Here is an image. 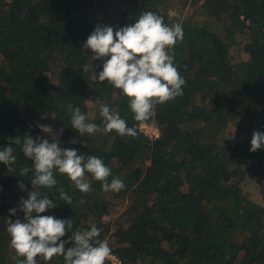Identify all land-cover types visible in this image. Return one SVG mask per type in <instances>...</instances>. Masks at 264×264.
<instances>
[{
  "label": "trees",
  "instance_id": "obj_1",
  "mask_svg": "<svg viewBox=\"0 0 264 264\" xmlns=\"http://www.w3.org/2000/svg\"><path fill=\"white\" fill-rule=\"evenodd\" d=\"M145 11L184 33L172 51L186 84L146 121L157 136L140 128L120 90L96 78L103 60L83 48L96 25L115 30ZM100 103L137 137L72 128L69 104L103 127ZM38 124L50 125L61 146L101 158L126 185L104 191L88 174L85 194L57 172L56 187L73 203L40 189L57 204L42 215L73 220L65 239L95 224L117 264H264V146L250 151L253 132H264V0H0V150L9 137L52 140ZM11 146L12 170L0 162V264H16L6 220L23 217L27 191L18 182L31 190L34 176L20 175L32 161Z\"/></svg>",
  "mask_w": 264,
  "mask_h": 264
},
{
  "label": "clouds",
  "instance_id": "obj_2",
  "mask_svg": "<svg viewBox=\"0 0 264 264\" xmlns=\"http://www.w3.org/2000/svg\"><path fill=\"white\" fill-rule=\"evenodd\" d=\"M183 28L179 23L168 24L164 18L152 11L142 12L132 24L114 30L112 26L96 25L83 48L93 53L92 60H103L102 70L96 78L120 90L128 98V108L137 122L151 120L156 114V106L165 104L183 95L186 80L181 76L172 51L183 40ZM71 112V126L81 135L96 132L115 131L121 136L136 138L135 127H129L115 108L100 103L99 115L103 127L89 121V117L79 107L68 105ZM42 118H46L43 116ZM40 130L51 134L52 140L25 135L9 137V146L0 150V162L12 170L17 161L14 148L22 145L23 155L32 161V168L23 167L20 175L26 176L34 170L31 190L22 182L19 187L27 191L21 198L19 210L22 218L6 220L10 235V247L15 252L16 264H38V260L51 261L63 257L64 264H107L112 249L107 240L99 239L101 229L93 224L90 228L73 229L72 219H61L53 215H42L57 206L48 194L40 189H56L57 199L71 205L73 197L63 187L57 188L56 173L66 175L81 193L91 192V177L101 182L104 191L119 192L126 185L111 168L96 155L80 154L77 149L61 146L57 135H53L50 125L38 124ZM60 128L58 133L63 134ZM70 143H77L72 139ZM87 146V145H86ZM264 146V132L254 131L250 151L255 152ZM111 180H109V178ZM80 204L85 200L81 198ZM16 215L17 208L9 209Z\"/></svg>",
  "mask_w": 264,
  "mask_h": 264
},
{
  "label": "built area",
  "instance_id": "obj_3",
  "mask_svg": "<svg viewBox=\"0 0 264 264\" xmlns=\"http://www.w3.org/2000/svg\"><path fill=\"white\" fill-rule=\"evenodd\" d=\"M147 126H149V124L146 123V122L140 124V128H141L142 130H145V129L142 128V127H147ZM145 131H146V130H145ZM146 132H147V131H146ZM147 133H149L151 136H153V135L157 136V135H158V128L155 127V126H152V127H151V131H148ZM110 257L113 259V261H114L115 264H117V262H119V261L117 260V258H116L114 255H111Z\"/></svg>",
  "mask_w": 264,
  "mask_h": 264
},
{
  "label": "rangeland",
  "instance_id": "obj_4",
  "mask_svg": "<svg viewBox=\"0 0 264 264\" xmlns=\"http://www.w3.org/2000/svg\"><path fill=\"white\" fill-rule=\"evenodd\" d=\"M91 110H92V109H91ZM92 112H93V110H92ZM142 123H144V122H142ZM151 127H152V125L149 124V126H147V127H142V128H144V129L148 132V131H151ZM230 131H231V135H230V136L232 137V136L234 135L233 133L235 132V130H234L233 127H231V128H230ZM249 190H250V191H254V187H250ZM251 196H252L253 199H254V198H255V199H258L257 196H256V193L251 194Z\"/></svg>",
  "mask_w": 264,
  "mask_h": 264
}]
</instances>
